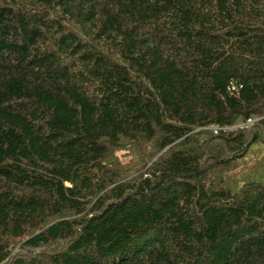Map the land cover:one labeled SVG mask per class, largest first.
Here are the masks:
<instances>
[{
	"label": "trees",
	"instance_id": "16d2710c",
	"mask_svg": "<svg viewBox=\"0 0 264 264\" xmlns=\"http://www.w3.org/2000/svg\"><path fill=\"white\" fill-rule=\"evenodd\" d=\"M255 145L264 0H0V264H264Z\"/></svg>",
	"mask_w": 264,
	"mask_h": 264
},
{
	"label": "rangeland",
	"instance_id": "374dc122",
	"mask_svg": "<svg viewBox=\"0 0 264 264\" xmlns=\"http://www.w3.org/2000/svg\"><path fill=\"white\" fill-rule=\"evenodd\" d=\"M241 127H244L243 124L239 125ZM237 127V126H235ZM249 128H257V126H253L252 123H249L248 125ZM264 160V145H255L253 147V150L249 153V156L245 158V161L243 162L242 165H240L238 169V174H241L242 172L248 173L251 172V166L252 164L256 162H261Z\"/></svg>",
	"mask_w": 264,
	"mask_h": 264
}]
</instances>
